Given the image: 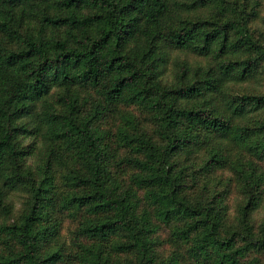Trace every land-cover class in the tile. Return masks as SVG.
<instances>
[{
	"label": "trees",
	"instance_id": "obj_1",
	"mask_svg": "<svg viewBox=\"0 0 264 264\" xmlns=\"http://www.w3.org/2000/svg\"><path fill=\"white\" fill-rule=\"evenodd\" d=\"M0 264H264V0H0Z\"/></svg>",
	"mask_w": 264,
	"mask_h": 264
}]
</instances>
